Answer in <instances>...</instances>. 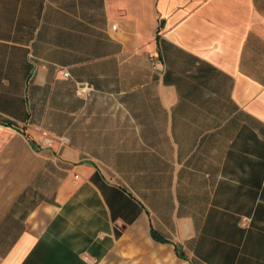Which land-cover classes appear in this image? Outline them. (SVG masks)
Wrapping results in <instances>:
<instances>
[{
  "label": "crops",
  "instance_id": "crops-1",
  "mask_svg": "<svg viewBox=\"0 0 264 264\" xmlns=\"http://www.w3.org/2000/svg\"><path fill=\"white\" fill-rule=\"evenodd\" d=\"M0 264H264V0H0Z\"/></svg>",
  "mask_w": 264,
  "mask_h": 264
},
{
  "label": "built area",
  "instance_id": "built-area-1",
  "mask_svg": "<svg viewBox=\"0 0 264 264\" xmlns=\"http://www.w3.org/2000/svg\"><path fill=\"white\" fill-rule=\"evenodd\" d=\"M92 92V89L87 84H78L77 87V94L80 97L88 98L90 96V93Z\"/></svg>",
  "mask_w": 264,
  "mask_h": 264
}]
</instances>
